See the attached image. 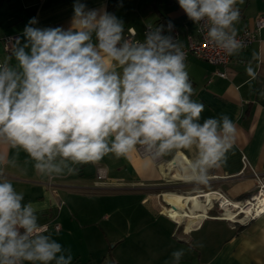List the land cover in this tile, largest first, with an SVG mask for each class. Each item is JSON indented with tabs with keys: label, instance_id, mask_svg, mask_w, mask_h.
<instances>
[{
	"label": "clouds",
	"instance_id": "clouds-1",
	"mask_svg": "<svg viewBox=\"0 0 264 264\" xmlns=\"http://www.w3.org/2000/svg\"><path fill=\"white\" fill-rule=\"evenodd\" d=\"M178 4L210 42L238 54L237 0ZM73 8L67 30L34 27L37 20L30 19L25 42L17 39L0 62V144L25 152L44 175L74 173L70 165L109 153L126 157L137 146L147 163L194 149L185 171L207 183L209 170L226 162L237 128L224 113L200 122L205 106L192 99L183 45L163 34V26L151 25L143 41H130L114 14L88 10L79 0ZM246 71L255 76L250 66ZM6 163L15 166V158L0 155V165ZM23 200L0 167V264H72L71 250L46 234L33 204ZM171 255L172 264H180L184 251Z\"/></svg>",
	"mask_w": 264,
	"mask_h": 264
},
{
	"label": "crops",
	"instance_id": "crops-1",
	"mask_svg": "<svg viewBox=\"0 0 264 264\" xmlns=\"http://www.w3.org/2000/svg\"><path fill=\"white\" fill-rule=\"evenodd\" d=\"M76 2L0 0V61L11 55L3 48L2 37L16 34L22 45L23 29L32 18L37 20L34 27L67 30ZM79 2L88 10L106 11L113 3L114 15L124 23V35L131 29L139 40L143 39L145 24L156 22L164 23L160 26L166 32H170L171 23V31L178 32L183 46H187L189 36L196 35V24L179 7L178 0ZM235 7L240 13L234 25L236 32L252 28L256 17L264 16V0H237ZM11 63L15 64L14 58ZM185 64L194 89L192 99L205 106L200 122L224 113L237 128L226 162L209 170L207 183L176 180L170 172L177 157L187 164L195 159L194 149L173 150L151 163L137 149L120 158L109 153L95 163L70 165L76 169L74 173L65 170L60 175H44L34 169L35 162L25 152L0 144V155L16 161L15 166L0 165L6 178L24 194L22 203L33 204L39 223L47 226L46 234L71 250L72 264H172L171 254L181 249L184 255L180 264H264V212L246 222H234L218 217L214 209H208L210 205L194 212L201 216L192 217L182 207L191 195L163 193L189 185L220 191L231 201H244L254 193L256 183L250 172L241 173V157L245 155L264 175V28L251 46L240 49L224 66L193 56ZM249 66L254 77L246 71ZM216 71H223L225 77ZM99 170L105 178L98 180ZM167 193L180 197L178 205L168 201L177 210L165 203Z\"/></svg>",
	"mask_w": 264,
	"mask_h": 264
},
{
	"label": "built area",
	"instance_id": "built-area-1",
	"mask_svg": "<svg viewBox=\"0 0 264 264\" xmlns=\"http://www.w3.org/2000/svg\"><path fill=\"white\" fill-rule=\"evenodd\" d=\"M148 25H151L153 28L160 27L159 25H155L152 23H146L143 29V39L144 34L147 30ZM264 28V16H258L254 20V26L252 28L243 29L241 32H237V40L241 42L242 48L245 49L253 44V42L257 39V34L259 31ZM163 34L172 35L175 39L179 38V34L176 30H172L170 32H166L163 29ZM125 38L130 41H136L139 39L135 38V33L131 29L125 34ZM18 39V35L12 34L7 35L1 38V43L6 52L11 53V45L15 44ZM139 40V41H143ZM183 50L186 54L185 62L189 57L193 56L203 61H206L212 65L216 66H224L229 60L230 55L226 54L221 48H219L214 43L210 42L207 35L206 30H201V26L196 24V35L188 37L187 46H183ZM3 62V61H0ZM216 73L225 77V73L223 71H216ZM137 151L141 156H145L143 149L139 146L137 147ZM242 162V170L241 173L245 171L250 172V176L254 179L256 183V188L254 193L244 201H231L220 191H214L211 193L216 194L219 198L214 199L211 207L208 209H213L215 205L218 206L219 210H221L218 214V217L228 219L225 216L226 208H229L230 212H233L234 217L230 220L234 222H246L250 219L255 218L259 214L264 212V175L257 172L247 159L245 155L241 157ZM97 179L105 178V173L99 170L96 174ZM46 229L47 226L43 225ZM58 228V226H56Z\"/></svg>",
	"mask_w": 264,
	"mask_h": 264
},
{
	"label": "bare ground",
	"instance_id": "bare-ground-1",
	"mask_svg": "<svg viewBox=\"0 0 264 264\" xmlns=\"http://www.w3.org/2000/svg\"><path fill=\"white\" fill-rule=\"evenodd\" d=\"M175 165L179 166V169H177L175 167ZM187 165H188L187 162L183 158L177 157V159L171 164V169H170V172L172 173V175L174 176L175 179H182V180H185V181L186 180H190L189 175L185 171V169L187 168ZM204 195H205L204 197L206 198V200L204 202H202L199 198H197L195 196H189L188 197V201L193 202L196 205L195 207L190 208L188 210V215L189 216H192V217L201 216L200 214H195L194 212L196 210H199V209L205 210L207 206H210L213 203L214 199H218L219 198L216 194L211 193V192L210 193H206ZM164 197L167 200V201H165V203L171 209L177 210V208L170 202L172 201L175 205H178L176 202L178 201V199L180 197H178V195H176V194H171V193L165 194ZM168 201H170V202H168ZM224 208L226 210V213H225V216H226V214L230 213V211H229L230 209L226 208V206ZM233 217L234 216H231V218H233ZM231 218L228 217V220L231 219Z\"/></svg>",
	"mask_w": 264,
	"mask_h": 264
},
{
	"label": "rangeland",
	"instance_id": "rangeland-1",
	"mask_svg": "<svg viewBox=\"0 0 264 264\" xmlns=\"http://www.w3.org/2000/svg\"><path fill=\"white\" fill-rule=\"evenodd\" d=\"M1 11H6V10H1ZM2 13V12H1ZM0 13V14H1ZM6 13V12H5ZM3 15V14H2ZM1 15V16H2ZM172 180H174V178L172 179ZM177 180V179H176ZM179 180V179H178ZM170 183H172V185L173 184H177V185H179V183L177 182V181H175V182H170ZM181 185V184H180ZM214 191H216V190H198V189H196V188H194V186L193 185H189V186H181V187H177V189H176V191H164L163 193H166V192H174V193H177V194H180V195H182V196H188V195H191V196H195V195H198V197H199V199L202 201V202H204L205 200H206V198L203 196V194L204 193H210V192H214ZM159 194H162V193H159ZM184 201H185V199H183ZM182 202V201H181ZM193 202H188V201H185V202H183L182 203V207H183V209L184 210H189L190 208H193V207H195L196 205L194 204H192ZM190 204V205H189ZM216 207L215 208H213L215 211H216V213H218L219 214V212L221 211V210H219V208H218V206L217 205H215ZM187 207V208H186ZM171 209V208H170ZM231 216H234L233 215V212H230L229 214H226V217L228 218V217H230L231 218Z\"/></svg>",
	"mask_w": 264,
	"mask_h": 264
},
{
	"label": "trees",
	"instance_id": "trees-1",
	"mask_svg": "<svg viewBox=\"0 0 264 264\" xmlns=\"http://www.w3.org/2000/svg\"><path fill=\"white\" fill-rule=\"evenodd\" d=\"M107 12H109V13H111V14H114V6H113V3H110L109 4V6H108V11ZM155 25H165L164 23H162V22H156V23H154Z\"/></svg>",
	"mask_w": 264,
	"mask_h": 264
}]
</instances>
